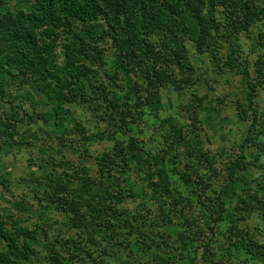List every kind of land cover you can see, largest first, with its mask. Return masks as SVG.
<instances>
[{
	"label": "rangeland",
	"instance_id": "obj_1",
	"mask_svg": "<svg viewBox=\"0 0 264 264\" xmlns=\"http://www.w3.org/2000/svg\"><path fill=\"white\" fill-rule=\"evenodd\" d=\"M210 1L209 5L215 8L211 11L206 4L197 21L182 20L166 12L163 14L167 20L161 21L160 15L145 20L148 24L145 39L158 52L160 75L168 72L175 78L174 85L157 91L143 80L147 78L142 74L149 61L145 63L140 56L141 62L132 64L119 42L111 50L110 42L129 40V36L119 29L117 15L98 5L99 2L94 5L102 7L101 17L91 25L92 36L84 32L85 24H78L74 31L79 38H70L68 46L72 69L90 64L94 66L90 69L100 67L104 90L96 88L99 79L89 87L73 82L63 91L70 100L58 102L44 83L37 84L36 93L32 91L30 81L20 75L22 69L15 65L18 58L14 50L0 54V182L3 183L0 191L15 201H24L25 205L33 204L36 210L44 208L42 200L40 204L35 199L38 195L47 201L53 198L43 186L50 158L73 160L90 169L95 158L112 163L114 155L121 152L115 149L113 141L89 144L83 139L98 132L110 135L111 124L121 126L122 132H113L123 135V144L117 148L127 151L125 146L130 142L135 154L147 160L155 158L149 172L156 174L164 167L170 180L168 185L174 189L172 199L173 196L161 192L153 193L133 172L111 173L112 187L129 189L135 196L123 205L121 212H131L146 225L149 247L161 249L162 245L167 249L169 241H175L176 249L180 250L183 248L180 241L201 246L214 240V246L210 244L212 264H264V0H246L247 17L233 10L231 0H220L222 6H216L219 0ZM34 5L35 0H4L0 12L30 13ZM127 5L130 7L128 2ZM92 8L85 10L95 17ZM130 21L132 18L127 17V22ZM207 21L217 24L218 29L206 26ZM200 25L204 28L202 33ZM243 26L245 31L241 30ZM116 30H119L117 39L112 40L108 35L112 36ZM169 36L175 37L177 44ZM167 45L173 50L168 51ZM173 51L183 52V57L178 58L185 63L183 68L174 64ZM56 55L61 61L60 54ZM118 64L126 68L127 76L118 70ZM69 72L74 74L73 70ZM128 87H134V93ZM153 90L159 97L156 106L149 104ZM97 109L100 116L95 113ZM54 113L67 129L73 130L78 124L83 132L56 134L42 124V119H49ZM171 126L184 129L185 139L193 135L191 138L198 141L196 146L188 144L176 151L170 138L164 139L171 135ZM60 149L65 152L62 158L56 155ZM231 171L235 177L232 188L242 199H246L242 192L246 188L258 202L250 203L252 214L249 211L243 218L231 216L230 224L226 220L216 228L213 221L218 199L223 197ZM156 178L152 181L156 182ZM253 183L255 187L258 184L256 188L249 187ZM141 201L147 210L139 204ZM247 204L239 203L243 208ZM0 208L7 210V213L0 211V215L19 216L13 206L2 200ZM44 209L47 220L51 219L49 215L54 214L48 213L49 208ZM30 222L36 224L35 219ZM211 227H215L213 233ZM231 227L243 230V234L225 240L223 235ZM252 241L260 246L256 247ZM198 259L199 255L197 264Z\"/></svg>",
	"mask_w": 264,
	"mask_h": 264
},
{
	"label": "trees",
	"instance_id": "obj_2",
	"mask_svg": "<svg viewBox=\"0 0 264 264\" xmlns=\"http://www.w3.org/2000/svg\"><path fill=\"white\" fill-rule=\"evenodd\" d=\"M231 1L233 10L239 12L243 17H247L249 13L247 1ZM95 2H99L98 5H102L117 15L119 29L125 31L126 36H129V40L110 42L111 50L118 47L119 42L123 44L125 55L127 59L133 61L132 64L136 61L141 62L140 56L143 57L145 63L149 61L144 67L145 71L142 76H147L143 80L150 82L156 91L159 88L174 85L175 78L168 72H162L161 77L160 70L158 71L161 64L157 58L158 52L152 45L147 44L145 39L147 37L146 25H148L145 20L157 18L158 15H160L161 21L167 20V16L163 14L166 12L169 15L174 14L172 16L182 20L195 19L197 21L206 4V6H210L207 8L211 11L215 8L213 5H209L212 4L210 0H35V5L30 13L17 11L15 15H12L6 11L0 12V54L10 49L14 50L15 56L18 58L15 65L22 69L19 72L20 75L30 81L29 85L32 87V91L36 93L37 84L44 83L58 102L66 103L70 98L65 96L63 91L67 90L73 82L80 83V87L81 83L83 87H89L95 85L99 79L100 83L96 88L100 87V91L106 88L100 75L102 72L100 67L90 69L93 65L89 63L90 65L85 67L83 65V67L72 69L71 53L68 46L70 38L71 40L79 38L74 31V27L78 24L82 26L85 24L84 32L88 36H92L91 25L98 22L97 18L101 17L100 9L102 8L94 5ZM3 4L4 0H0V9ZM216 4V6H222L220 0ZM91 6L96 13L95 17L85 10L86 7ZM210 10L208 13H211ZM160 11L162 14H159ZM127 17L132 18L130 23L127 22ZM100 20L102 19L100 18ZM206 23V26L212 30L218 29L214 22L207 21ZM88 29L92 30L89 32ZM200 30L202 33L204 28L201 26ZM241 30L245 31L244 26L241 27ZM118 31L116 30L112 36H108L112 40L117 39ZM168 39L177 44V40H174L175 37L169 36ZM170 48L171 46H166L168 51H172L174 47ZM56 52L61 56L59 62ZM171 53L175 57L174 64L183 68L185 63L178 59L183 57V52L180 51L177 54L176 51H173ZM117 68L127 76L125 67L118 64ZM70 70H73L75 78L74 74L69 72ZM103 72L109 80L108 75L105 71ZM128 88L134 93V87ZM149 98L151 106L158 104L159 97L157 94L155 95L154 90L153 95L150 94ZM106 110L108 111V109ZM95 113L100 116L98 109L95 110ZM0 118H2L1 114ZM61 121L54 113L49 119H42V124L60 135L83 132L81 125L77 124L73 130H70ZM27 124L25 123L26 126ZM111 127L110 135L98 132L84 137L83 140L89 144L103 140L113 141L115 149L120 150L122 156L114 155L112 163L108 164L103 159L95 158L92 170L89 167L84 168V165L79 162L75 163L73 160L65 162L63 159L57 160L58 157L50 158V166L47 169L48 173L45 172L43 186H46L53 198L47 201L38 195L35 201L41 204L42 200L44 208H49L48 213L54 214L49 215L51 219L47 220L48 215L44 208L40 207L36 210L33 208V204L25 205L24 201H15L12 196L5 195L6 193L0 191V200L10 204L19 212L17 218H9L6 214L0 215V264H92L91 260L94 261V264H197V255L200 257L198 264H212L210 244L214 246V240L213 242L211 240L210 243L202 242L201 246L193 242L187 245L188 242L180 241V244H183V248L180 250L176 249L175 241L172 243L169 241L170 246H166L167 249L159 244L161 249L157 247V250L148 246L151 242L147 235L149 229L146 228V225H143L142 221L137 216L134 217L131 212L128 214L121 212L123 205L130 202L135 196L129 189L112 187V172L116 174L125 173L124 171L133 172L140 183L146 184L153 193L161 192L163 195L172 197L174 189L169 186L170 184L168 185L170 180L163 169L164 167H160L161 169L156 171V174L149 172L151 166L155 164V158L147 160L140 154H135L130 142L125 146L127 151L117 148L123 144L121 140L123 135H113V132L116 130L122 132L123 128L115 127L112 124ZM185 135L184 129L171 126V135L165 136L164 139L170 138L171 143L175 144V146H171L176 147V151L188 144L196 146L198 141L191 138L193 135H190L189 139H185ZM84 142L79 141L82 144ZM83 147L85 148V145ZM64 153L60 149L56 155L62 158ZM228 175L230 180L223 189V197L218 199L217 215L213 221V226L216 228L221 227L224 224L222 222L226 220L227 224H230L232 217H245V214L253 211L250 203L256 205L258 202L256 198L248 194L246 188L242 190L241 187L246 196V199H242L236 192L237 190L232 188L235 180L232 171ZM155 177L157 180L153 182L152 178ZM186 180L184 178L185 182ZM2 184L0 182V186ZM249 187H255L254 183ZM42 190L45 192V189ZM240 202L248 203L247 208L241 207ZM141 203L142 201L139 204L145 207ZM144 210H147L146 207ZM0 211L7 213L5 208H0ZM32 219H35L36 224L30 222ZM233 220L236 221L235 218ZM39 222H41L40 225ZM215 227H211L212 233ZM74 230H78V232L75 233ZM226 233L223 235L225 240L233 239L234 236L243 234V230L232 228L230 232ZM255 235L257 236V233ZM247 239H251V236ZM252 242L256 247L260 246L257 241ZM94 258H99V261L97 262Z\"/></svg>",
	"mask_w": 264,
	"mask_h": 264
}]
</instances>
